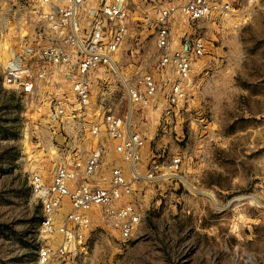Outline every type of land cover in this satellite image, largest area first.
Segmentation results:
<instances>
[{
    "label": "rangeland",
    "instance_id": "1",
    "mask_svg": "<svg viewBox=\"0 0 264 264\" xmlns=\"http://www.w3.org/2000/svg\"><path fill=\"white\" fill-rule=\"evenodd\" d=\"M35 2L0 0V264H36L41 210L28 174L48 175L68 156L58 148L70 142L58 124L48 123L45 107L1 84L20 28L34 26ZM131 2L118 69L131 76L144 68L160 87L151 105L131 107L121 76L110 71L106 104L123 118L131 108L144 164L162 165L179 154L182 166L178 176L139 184L133 201L142 217L130 239H120L96 210L79 264H264V0H238L215 21L184 24L203 37L206 53L194 65L186 102L169 113L154 10L148 0ZM92 90L95 100L102 91Z\"/></svg>",
    "mask_w": 264,
    "mask_h": 264
},
{
    "label": "built area",
    "instance_id": "2",
    "mask_svg": "<svg viewBox=\"0 0 264 264\" xmlns=\"http://www.w3.org/2000/svg\"><path fill=\"white\" fill-rule=\"evenodd\" d=\"M148 2L169 113L186 102L194 65L206 53L203 37L184 24L215 21L237 8L238 0ZM131 10V0H36L34 26L22 25L2 64V86L45 107L48 123L58 124L70 140L58 148L68 156L48 175L28 174L41 210L36 264H79L96 210L120 239H130L142 217L133 201L139 184L167 180L181 170L179 154L162 165L144 164L141 136L127 123L131 108L123 118L106 104L104 77L116 73ZM120 76L131 107L152 104L160 85L151 72L136 68L131 76ZM93 87L102 91L95 100Z\"/></svg>",
    "mask_w": 264,
    "mask_h": 264
},
{
    "label": "bare ground",
    "instance_id": "3",
    "mask_svg": "<svg viewBox=\"0 0 264 264\" xmlns=\"http://www.w3.org/2000/svg\"><path fill=\"white\" fill-rule=\"evenodd\" d=\"M113 68H114L115 72L118 73V74L120 75V72H119V70H118L117 65H113ZM127 123H129V121H127ZM179 177H180V176H179ZM180 178L182 179V181H183L186 185H188L189 187L193 188V187H192V186L186 181V179H184L183 177H180ZM199 193H200V192H199ZM203 193H205V192H203ZM206 195H208L210 198H212L210 194H206Z\"/></svg>",
    "mask_w": 264,
    "mask_h": 264
}]
</instances>
